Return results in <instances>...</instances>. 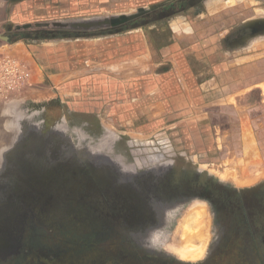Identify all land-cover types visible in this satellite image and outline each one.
I'll return each instance as SVG.
<instances>
[{"label": "rangeland", "instance_id": "374dc122", "mask_svg": "<svg viewBox=\"0 0 264 264\" xmlns=\"http://www.w3.org/2000/svg\"><path fill=\"white\" fill-rule=\"evenodd\" d=\"M5 24L2 36L23 29L10 18ZM15 42L0 38V55L26 43ZM38 44L27 42L24 51ZM13 57L39 74L36 64ZM35 78L30 87L14 84L16 94L27 95L25 104L0 95V264H183L168 246L177 254L189 210L203 205L209 239L203 256L188 262L202 264L213 249L217 205H264V89L242 93L231 114L220 112L217 135L205 130L210 144L199 155L182 130L134 139L103 128L90 144L76 145L60 126L50 132L66 109L33 89ZM28 107L49 108L47 123L29 120L33 126L24 134L21 115ZM125 146L130 157L147 160L143 172L133 163L117 165ZM175 154H183L177 162L169 157ZM198 185L206 187L202 195ZM193 220L187 225L203 230Z\"/></svg>", "mask_w": 264, "mask_h": 264}, {"label": "crops", "instance_id": "0c3cea01", "mask_svg": "<svg viewBox=\"0 0 264 264\" xmlns=\"http://www.w3.org/2000/svg\"><path fill=\"white\" fill-rule=\"evenodd\" d=\"M8 18L23 29L6 36L21 33L16 45L40 47L9 53L39 73L25 63L16 82L30 87L33 77V89L66 114L97 118L102 129L130 138L182 130L200 155L210 144L205 130L217 135L220 112L231 114L245 92L264 89V31L250 26L264 23V0H0V29ZM13 88L3 94L9 104L29 101ZM247 209L251 216L242 224L231 219L229 233L217 224L215 264H264V205ZM168 250L183 264L198 259Z\"/></svg>", "mask_w": 264, "mask_h": 264}, {"label": "flooded vegetation", "instance_id": "af4514ba", "mask_svg": "<svg viewBox=\"0 0 264 264\" xmlns=\"http://www.w3.org/2000/svg\"><path fill=\"white\" fill-rule=\"evenodd\" d=\"M30 38V37H27ZM47 107H44V109H32V108H26L23 110L21 117L25 118L22 121V126L24 129V134L29 133V129H31V121L29 122V120L32 121H37V125L42 127V124L40 123V121L42 120L43 126L45 123L47 122H43V118H45L46 114H47ZM26 110V111H25ZM33 118V119H30ZM84 118V119H83ZM87 115H79V114H75V113H67L65 114V117L60 118V120H54L55 122H53V124H51V131L53 132L55 131L54 129H57L59 126L65 131V133L67 134H71L72 137L74 138V142L76 143V145L78 143L82 144H90L88 141L92 140L94 138H99V136L101 135V133H99V130L102 129L101 123L100 121L95 118V119H89L88 120ZM66 119V120H65ZM45 121H48L46 119H44ZM62 120V122H61ZM65 120V122H64ZM57 121V122H56ZM40 127V128H41ZM97 132V133H96ZM61 133V132H60ZM52 135V134H51ZM63 135V133L61 134ZM64 136V135H63ZM62 138V136H61ZM48 141V140H47ZM81 141V142H79ZM121 143V142H120ZM127 143V142H126ZM127 149L128 147L125 146V149H122V153L120 156H118V159H116V163L119 166H124L130 163H133L134 165L138 166L139 170H141V172H143L142 170L148 167V163L147 160L143 158V156H140V154L137 156L134 153L131 152V149L128 150V152L130 151L131 153V157L129 156V154L127 153ZM183 155V154H182ZM180 154H175L174 156H169L171 157V161H178L179 157L182 156ZM174 157V158H172ZM182 158V157H181ZM172 168H174V164H172ZM202 186L201 190H198V194H201L206 190V187L204 185H198ZM188 190V189H187ZM161 193V192H160ZM164 193V192H162ZM248 205H217V224L218 227L221 228V232L222 233H229L230 229H231V219L234 222H237L238 224H242L245 220L246 217H250L251 214H249L251 211H249L247 209ZM257 213H259L257 211ZM216 249V250H215ZM211 256L207 257L205 259V261L202 264H215L217 263V233H216V237L214 240V245H213V249L210 251ZM209 253V254H210Z\"/></svg>", "mask_w": 264, "mask_h": 264}, {"label": "bare ground", "instance_id": "6f19581e", "mask_svg": "<svg viewBox=\"0 0 264 264\" xmlns=\"http://www.w3.org/2000/svg\"><path fill=\"white\" fill-rule=\"evenodd\" d=\"M262 171L264 173V170H262ZM204 207L205 206L202 205L199 209L195 210L193 208V210L192 209L189 210V212L187 214V217L184 220V224H183L182 229H181V232H182L181 240L184 243L181 244V246H179L177 249H175V251L177 252V254L181 258H184V259H187V260L188 259H195L197 257L198 258L201 257L204 254V252H205L206 243H207L208 238H209V235H208L209 232L207 231V229L206 230L204 229V226H206V227L208 226V224L206 222V218H205ZM193 218L195 220L194 224L195 225H198V224L201 225L203 230L200 228V229H196L194 231V230L191 229V227H189V225H187L188 222L191 223V220H193ZM208 222H209V220H208ZM198 228H199V226H198ZM195 237L199 238V239H201L203 241L202 245L200 247H198V248L195 247V245H193L194 243H192L193 242V238H195ZM172 239H173V237H172ZM173 246L170 247V248H172V250H173ZM174 248H176V247L174 246ZM193 252H195L194 255H193Z\"/></svg>", "mask_w": 264, "mask_h": 264}, {"label": "built area", "instance_id": "2783aa9c", "mask_svg": "<svg viewBox=\"0 0 264 264\" xmlns=\"http://www.w3.org/2000/svg\"><path fill=\"white\" fill-rule=\"evenodd\" d=\"M21 74L22 70L15 58L10 55H0V95L7 93Z\"/></svg>", "mask_w": 264, "mask_h": 264}, {"label": "water", "instance_id": "95a60500", "mask_svg": "<svg viewBox=\"0 0 264 264\" xmlns=\"http://www.w3.org/2000/svg\"><path fill=\"white\" fill-rule=\"evenodd\" d=\"M130 18V17H129ZM128 17H122L121 19L124 20V19H129ZM120 21L119 18H115V19H107V20H104V24L105 25H113V24H116ZM264 23L262 21H254V22H251L250 26L253 27L254 31L257 33V32H260L262 33V31H264ZM26 28L28 26H25ZM0 38L3 39L5 42L7 43H11V40H10V37L9 36H2L0 35Z\"/></svg>", "mask_w": 264, "mask_h": 264}, {"label": "trees", "instance_id": "16d2710c", "mask_svg": "<svg viewBox=\"0 0 264 264\" xmlns=\"http://www.w3.org/2000/svg\"><path fill=\"white\" fill-rule=\"evenodd\" d=\"M21 35H22L21 33H19V34H14V37L10 39L11 42H13L14 40H17V39L21 38ZM27 37H28V36H27Z\"/></svg>", "mask_w": 264, "mask_h": 264}]
</instances>
